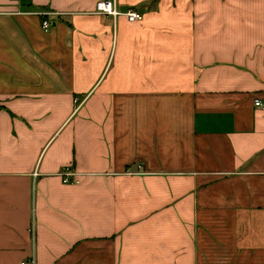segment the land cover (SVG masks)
<instances>
[{"label":"crops","instance_id":"1","mask_svg":"<svg viewBox=\"0 0 264 264\" xmlns=\"http://www.w3.org/2000/svg\"><path fill=\"white\" fill-rule=\"evenodd\" d=\"M98 1L0 0V264H264V0Z\"/></svg>","mask_w":264,"mask_h":264},{"label":"built area","instance_id":"2","mask_svg":"<svg viewBox=\"0 0 264 264\" xmlns=\"http://www.w3.org/2000/svg\"><path fill=\"white\" fill-rule=\"evenodd\" d=\"M95 12L98 15H110L112 17L118 16L120 13L116 10L114 4L109 0H100L96 3ZM35 14H43V13H35ZM129 22H137L142 20V14L134 9H128L123 13ZM41 27L44 31H47L50 28V23L46 20L41 22ZM254 106L264 110V103L261 102L259 99L254 100ZM76 172L72 169L71 166L66 165L61 168L59 171V177L61 178L62 182L64 183H72L78 182L76 180H72L74 176H76Z\"/></svg>","mask_w":264,"mask_h":264},{"label":"rangeland","instance_id":"3","mask_svg":"<svg viewBox=\"0 0 264 264\" xmlns=\"http://www.w3.org/2000/svg\"><path fill=\"white\" fill-rule=\"evenodd\" d=\"M97 3V2H96ZM95 6H96V4H95Z\"/></svg>","mask_w":264,"mask_h":264}]
</instances>
